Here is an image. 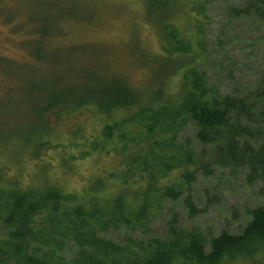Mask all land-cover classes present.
<instances>
[{"label":"rangeland","instance_id":"374dc122","mask_svg":"<svg viewBox=\"0 0 264 264\" xmlns=\"http://www.w3.org/2000/svg\"><path fill=\"white\" fill-rule=\"evenodd\" d=\"M150 1L0 0V65L5 57L27 62L18 69L19 75L14 81L0 69L3 185L14 181L23 187L48 184L59 187L65 194H77L79 201L90 209L97 206L106 210V206L111 207V199L119 194L133 202L134 192L147 185L153 170L160 184H178L179 171L168 170L167 160L160 161L159 166L149 156L138 159L134 170L127 169L125 157L129 153L144 155L143 152L149 150L142 149L148 141L141 140L132 122H127L123 130H133L131 134L136 143L131 142L130 136L125 140L119 137L123 132L121 124L139 104L111 113L101 112L93 104L59 105L42 119L46 126L39 128L40 132L45 131L39 138L42 144L25 145L37 125L32 114L36 87H58L56 80L73 72L80 76L73 84L85 86L92 72L102 75L107 68L143 88L150 82L145 73L146 59L138 56L144 52L159 56L167 55L171 49L175 52L179 51L176 48L186 50L196 58L208 85L224 94H242L253 87L264 70V40L260 39L264 26L247 19L229 20L230 3L226 0H171L170 12L157 23L146 14ZM4 13L15 23L21 21L25 26H34L32 46L42 51L38 61L25 55L22 33H14L13 23L2 19ZM58 53L60 56L56 58ZM53 57L56 63L62 64H53ZM181 82V74L166 78L163 82L166 95L176 98ZM108 125L112 127L111 136L105 133ZM179 130L173 146L168 142L163 148L165 155L168 151L174 153L181 148L180 144L193 139L194 129L190 125ZM124 143L130 144L131 149L122 153ZM192 145L196 150L201 148L195 141ZM97 182L99 187L96 188ZM263 187L262 182L248 183L241 171L225 169L212 175L198 173L190 189L176 200L161 197L158 192L151 200L148 221L133 220L125 224L113 220L107 224L111 218L107 215L99 220L96 236L113 247L110 254L117 258L116 264H126L127 257L133 259L135 253H145L157 246L158 240H170L175 233H200L209 239L223 231L239 234L250 220L249 210L264 205ZM190 193L201 211L196 215H190L184 202ZM93 197H97L99 205L91 202ZM89 233L90 228L85 225L81 239L88 238ZM55 240H60V245H54L55 241L40 243L43 251L49 252L51 264H80L85 256L93 253L92 246L82 245L83 241L74 231L59 233ZM88 242L93 243L91 236ZM112 262L115 264L114 259Z\"/></svg>","mask_w":264,"mask_h":264},{"label":"trees","instance_id":"16d2710c","mask_svg":"<svg viewBox=\"0 0 264 264\" xmlns=\"http://www.w3.org/2000/svg\"><path fill=\"white\" fill-rule=\"evenodd\" d=\"M170 1L151 0L146 11L147 17L157 23L162 21L170 12ZM216 1L220 0H206ZM226 1L230 3L227 9L229 20L247 19L264 26V0ZM1 15L5 22L13 23L14 33H22L24 39L21 45L27 51L25 55L37 60L42 51L32 46L34 26H25L21 21L15 23L8 13ZM57 32L56 29L55 35ZM260 39L264 40V35ZM176 49L179 51L171 49L167 55H147L145 52L138 55L142 60L146 59L145 73L150 80L143 88L129 83L124 76L107 68L102 75L92 72L85 86L73 84L80 78L73 72L59 77L56 80L58 87H34L36 99L32 101V114L36 117L37 125L25 140V145L33 142L38 146L42 144L39 138L45 131L41 133L39 128L46 127L42 119L59 105L93 104L101 112L111 113L139 104L136 111L121 124L120 130L123 132L119 137L125 140L130 136L131 142L136 143L132 135L136 131L142 141H148L142 149L149 150L143 152L144 155L129 153L125 157L127 169L134 170L138 159H148L149 156L159 166L160 161L167 160L168 170L175 168L179 171L178 184H160L153 170L147 185L140 186L134 192L133 202L128 201L124 194H119L111 199V207L106 206V210L97 206L90 209L79 201L77 194H65L56 186L23 187L15 181L3 185L5 169L0 166V264H51L49 252H44L43 244L40 243L51 244L55 241L54 245H60L61 241L55 240L57 234L69 231L75 232L83 241L82 245H91L93 248V253L85 256L80 264H113L112 259L116 264L117 258H112L110 254L113 247L96 236L99 220L107 215H111L107 224L113 220L125 224L136 220L146 222L151 200L158 192L161 197L176 200L190 189L198 173L212 175L219 170L231 169L243 172L248 183H264V70L247 92L224 94L208 85L204 73L197 66L196 58L186 53V50ZM59 56L60 53L56 58ZM56 58L51 61L53 64L57 62ZM26 63L5 57L0 69L10 81H14L19 75L18 69ZM176 74L182 75V86L176 98H171L166 95L163 82ZM69 79L68 85H62ZM127 122H132L130 124L135 126L134 131H124ZM189 125L194 129L193 139L180 144L182 149L174 150V153L168 151L165 155L163 148L168 142L173 146L179 128ZM105 133L111 136L112 127L108 125ZM192 141L199 143L200 150L192 148ZM129 149L130 144L124 143L121 152ZM127 169L125 172H128ZM95 187H99L98 182ZM261 192L264 196V187ZM96 198L93 197L91 202L99 205ZM184 202L190 215L201 212L192 193L185 196ZM249 215L250 220L239 234L223 231L209 239L200 233H175L170 240H158V245L145 253H135L133 259L127 257L126 264H264V205L249 210ZM85 225L90 228L92 244L88 242L89 234L88 238L80 237L83 236Z\"/></svg>","mask_w":264,"mask_h":264}]
</instances>
